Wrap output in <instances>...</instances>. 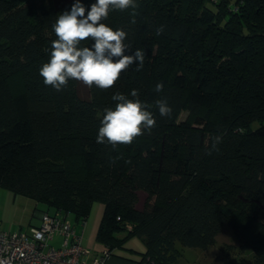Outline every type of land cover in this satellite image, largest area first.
<instances>
[{
	"label": "trees",
	"instance_id": "obj_1",
	"mask_svg": "<svg viewBox=\"0 0 264 264\" xmlns=\"http://www.w3.org/2000/svg\"><path fill=\"white\" fill-rule=\"evenodd\" d=\"M73 2L0 0V187L78 224L102 202L96 241L112 255L138 237V264H177V242L206 250L225 224L264 264V0H136L135 23L132 9L111 11L103 23L145 51L144 65L85 98L76 80L56 91L39 73ZM134 89L156 126L131 145L98 144L112 96Z\"/></svg>",
	"mask_w": 264,
	"mask_h": 264
},
{
	"label": "clouds",
	"instance_id": "obj_2",
	"mask_svg": "<svg viewBox=\"0 0 264 264\" xmlns=\"http://www.w3.org/2000/svg\"><path fill=\"white\" fill-rule=\"evenodd\" d=\"M137 7L136 0H95L87 7L82 0H74L70 10L59 14L52 25L56 39L51 42L48 61L39 70L44 84L61 91L69 80H76L106 90L133 64L143 67L145 51L137 49L130 53L125 43L127 33L103 23L111 11L128 9L133 10L132 23H135ZM160 31L157 29L158 35ZM82 42L87 46H81ZM163 90L162 83L155 85L156 92ZM131 97L120 93L112 96L115 107L104 110L96 137L98 144L113 149L131 145L156 126L155 116L149 110L153 105L141 101L135 89ZM155 107L161 117L170 118L172 109L166 99L156 100ZM220 142V136L214 137L213 149Z\"/></svg>",
	"mask_w": 264,
	"mask_h": 264
},
{
	"label": "built area",
	"instance_id": "obj_3",
	"mask_svg": "<svg viewBox=\"0 0 264 264\" xmlns=\"http://www.w3.org/2000/svg\"><path fill=\"white\" fill-rule=\"evenodd\" d=\"M67 215L61 211L44 213L39 226L26 230L0 227V264H104L110 251L105 248L101 254L92 255ZM84 223L79 225L83 227Z\"/></svg>",
	"mask_w": 264,
	"mask_h": 264
},
{
	"label": "rangeland",
	"instance_id": "obj_4",
	"mask_svg": "<svg viewBox=\"0 0 264 264\" xmlns=\"http://www.w3.org/2000/svg\"><path fill=\"white\" fill-rule=\"evenodd\" d=\"M88 87L83 82L77 81V93L80 97H87ZM186 113H181L180 119H183ZM19 195H13V193L5 188L0 187V222L1 229H17L18 224L16 219H18L16 214H22V210H17L18 202L20 200ZM103 203L100 201H95L92 203L87 219H89L91 213L94 211L97 205ZM39 211L52 213V207L45 204H38ZM40 208H43L41 210ZM93 214V213H92ZM70 214L67 215V218ZM72 215L70 221L73 222ZM90 220V219H89ZM27 226V225H26ZM25 225L23 226L26 227ZM126 245H131V247L140 249L144 247L142 241L138 237H132L126 243ZM181 256L177 264H252L249 261V256L251 253L248 251L241 252L240 242L236 237V231L231 225L225 224L221 228L220 233L216 237V241L213 245L208 247L206 250L199 248L183 247L178 242L176 243Z\"/></svg>",
	"mask_w": 264,
	"mask_h": 264
},
{
	"label": "crops",
	"instance_id": "obj_5",
	"mask_svg": "<svg viewBox=\"0 0 264 264\" xmlns=\"http://www.w3.org/2000/svg\"><path fill=\"white\" fill-rule=\"evenodd\" d=\"M20 200L18 202L17 210H22V214H16L15 217L16 223L18 224L17 229H8L7 231H18V230H26L28 226H39L41 221V216L44 213L37 210L38 203L24 196H20ZM52 212V211H51ZM93 213V214H92ZM91 213L89 219H85V223L83 227H81L78 223L74 221H70L76 229L79 231L81 235V243L82 245L91 251L92 255H99L103 252L105 247L96 241V232L102 217L103 206L101 204L97 205L94 211ZM71 215H69L68 219L70 220ZM26 226L23 228V226ZM5 230V229H4ZM131 239V238H130ZM55 240H59L58 237ZM129 239L124 243V245L116 250H114L113 254L110 255L104 262V264H138V261L141 258V254L144 251V247L140 249H136L131 247V245H126Z\"/></svg>",
	"mask_w": 264,
	"mask_h": 264
}]
</instances>
